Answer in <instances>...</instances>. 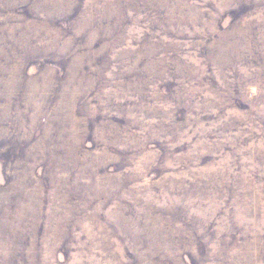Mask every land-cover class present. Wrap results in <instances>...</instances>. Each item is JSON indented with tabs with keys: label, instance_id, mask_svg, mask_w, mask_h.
I'll return each instance as SVG.
<instances>
[{
	"label": "rangeland",
	"instance_id": "obj_1",
	"mask_svg": "<svg viewBox=\"0 0 264 264\" xmlns=\"http://www.w3.org/2000/svg\"><path fill=\"white\" fill-rule=\"evenodd\" d=\"M0 264H264V0H0Z\"/></svg>",
	"mask_w": 264,
	"mask_h": 264
}]
</instances>
